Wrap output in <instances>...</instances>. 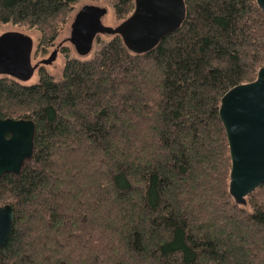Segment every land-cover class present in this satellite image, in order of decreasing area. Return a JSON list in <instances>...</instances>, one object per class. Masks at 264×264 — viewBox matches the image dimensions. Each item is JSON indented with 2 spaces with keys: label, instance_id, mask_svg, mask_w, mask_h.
Returning <instances> with one entry per match:
<instances>
[{
  "label": "trees",
  "instance_id": "16d2710c",
  "mask_svg": "<svg viewBox=\"0 0 264 264\" xmlns=\"http://www.w3.org/2000/svg\"><path fill=\"white\" fill-rule=\"evenodd\" d=\"M79 0H0V24L50 45ZM119 19L134 0H107ZM181 26L136 54L119 35L60 80L0 77V117L35 124L33 155L0 177L13 224L0 264H264V184L229 194L220 99L264 65L256 0H184ZM99 42L98 37L95 39Z\"/></svg>",
  "mask_w": 264,
  "mask_h": 264
},
{
  "label": "water",
  "instance_id": "95a60500",
  "mask_svg": "<svg viewBox=\"0 0 264 264\" xmlns=\"http://www.w3.org/2000/svg\"><path fill=\"white\" fill-rule=\"evenodd\" d=\"M264 11V0H256ZM107 7L84 4L70 24L69 42L79 56L88 55L99 34L119 35L133 53L153 49L165 36L176 31L185 18L184 0H134L132 13L116 26L103 24ZM33 39L21 31L0 34V75L25 83L40 65H49L57 57L32 64ZM231 161L229 194L243 205L246 197L264 184V65L256 78L233 86L223 94L219 104ZM35 124L27 118L0 117V177L19 174L33 155ZM13 224L9 204L0 205V248L5 244Z\"/></svg>",
  "mask_w": 264,
  "mask_h": 264
},
{
  "label": "rangeland",
  "instance_id": "374dc122",
  "mask_svg": "<svg viewBox=\"0 0 264 264\" xmlns=\"http://www.w3.org/2000/svg\"><path fill=\"white\" fill-rule=\"evenodd\" d=\"M84 4H95V5L107 7V13L102 18V22L105 25L114 27V26L118 25L122 20L125 19V18L119 19L116 17L111 4L107 0H79L71 7L70 13H69L66 21L64 22V24L60 28L55 40L50 45H47V46L40 44L41 34L35 28H28L26 26H21V25H13L11 23L0 24V34H2L5 31H21V32L28 34L32 37V39H33L32 64L39 63L41 60L48 58L53 50H56V49L58 50L57 57L51 64L40 65L37 68V70L35 71L32 78L23 84L30 85V84L36 83L38 81V71L40 68L44 69L46 72H48L50 75H52L55 80H60L61 76H62V70H63L64 64L66 61V57L61 52V50L63 48L68 49V53H69L70 58H75V59H79V60H86V59H90L94 56V54L99 49V47L102 43H104V42H106L112 38L113 35L99 34L96 36V37H98L99 42L94 40L92 50L88 55L79 56L75 52L72 44L68 40V38L70 36V24H71L73 17L75 15V13L77 12V10L81 6H83ZM0 77H2V76L0 75Z\"/></svg>",
  "mask_w": 264,
  "mask_h": 264
}]
</instances>
